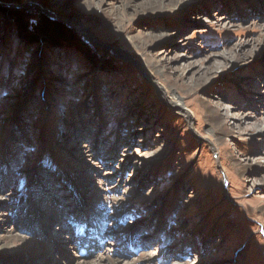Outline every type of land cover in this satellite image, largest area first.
Masks as SVG:
<instances>
[{"label": "rangeland", "instance_id": "rangeland-1", "mask_svg": "<svg viewBox=\"0 0 264 264\" xmlns=\"http://www.w3.org/2000/svg\"><path fill=\"white\" fill-rule=\"evenodd\" d=\"M188 1L0 0V243L17 230L89 262L264 264V0ZM34 207L54 210L50 240L33 216L16 228ZM85 218L105 227L78 247L64 221Z\"/></svg>", "mask_w": 264, "mask_h": 264}, {"label": "bare ground", "instance_id": "bare-ground-1", "mask_svg": "<svg viewBox=\"0 0 264 264\" xmlns=\"http://www.w3.org/2000/svg\"><path fill=\"white\" fill-rule=\"evenodd\" d=\"M192 2H194V0L188 1V3H192ZM71 22L73 24H76L77 28H79L82 32H84L86 36L90 38V40L93 39L91 38L89 32H87V30L84 28V26L80 22L76 20H71ZM143 67H145L144 64H143ZM145 69L148 72V77L152 79L153 78L152 72H150L146 67ZM154 84L157 86L163 100L165 99V101L168 102V104H170L171 106H174L179 111L183 112V115L189 119V114L187 110L183 107L182 100L176 94V92L172 91V93H169L159 83L155 82ZM80 199H81V196H80ZM53 211H52V215H51V212L47 213V218L42 217L43 219L41 218L37 219L36 212L44 214V211L38 209L37 207H34L32 211L29 208L27 209V213L24 216L19 217L20 223L16 222V224H19L16 226V228L21 229V228H25L24 225H32L33 223L32 216H33V218L39 224V227L41 228V226H43L41 230L42 236L50 240V238H52L50 222L52 221V218H53ZM105 216H107V214H105ZM105 216L99 219H102L101 221L103 222V219ZM64 222L74 223V226L72 227V229L69 230V234L71 235L73 240H75V242L79 244L78 247L86 246L87 242L90 241V237L88 235L93 234L95 236H98V234L100 233V228L105 227L104 226L105 224H103L102 222H100L99 225H97L98 223L95 224V222L90 223V225H83L84 222L85 224H87L88 222L86 218L80 219L77 221H67V222L64 221ZM75 222H78L79 224H75ZM27 229L28 230H26L25 232L26 233L30 232L29 231L30 229L29 228ZM16 231L10 232V234L6 237L8 239L6 243L4 242L0 243V259L11 261L14 264H119V263H122L120 258L118 256L116 257V255L115 257H111V258L109 257V255H107L106 257L99 256L96 260H93L90 262L85 261V260L80 259L77 256V254L69 253L65 251L64 249H61V247L58 248L59 249V251H57L58 253L53 254L50 252L49 244H45L44 242L39 241V238L38 239L36 238V240L35 239L33 240V239L22 237ZM37 237L39 236L37 235ZM59 238L61 239L62 237H59ZM63 239L65 238L63 237ZM110 240H111L110 238H107L102 241L99 240L98 245L104 246L105 243H107ZM77 253L79 254L80 257L89 256V254L86 251L84 250L81 251L79 248L77 249ZM123 264H134V262L126 261Z\"/></svg>", "mask_w": 264, "mask_h": 264}, {"label": "trees", "instance_id": "trees-1", "mask_svg": "<svg viewBox=\"0 0 264 264\" xmlns=\"http://www.w3.org/2000/svg\"><path fill=\"white\" fill-rule=\"evenodd\" d=\"M38 26L40 27V29H42V31H48V34H46L48 38L52 37L53 39H57L59 37H63V35L65 36L66 34V40L69 44H72L74 47L81 49V51L87 56L91 55V49L89 50L90 46L88 45L86 47L85 45H83L84 43L82 38L80 36H76L72 31L67 30L70 29L69 27L58 24L46 16H40L36 24V27Z\"/></svg>", "mask_w": 264, "mask_h": 264}, {"label": "water", "instance_id": "water-1", "mask_svg": "<svg viewBox=\"0 0 264 264\" xmlns=\"http://www.w3.org/2000/svg\"><path fill=\"white\" fill-rule=\"evenodd\" d=\"M43 9L46 10L45 7H43ZM46 12H47L48 14H50L49 16L53 17L54 20H62L63 22L67 23L69 26H72V27H73V25H72L71 23H69L66 19L62 18V16H60V15H58V14H56V13L48 12L47 10H46ZM74 28H75V27H74ZM75 29H76V28H75ZM76 30H77V29H76ZM78 32H79V31H78ZM83 36H84V35H83ZM91 42L94 43V39H91Z\"/></svg>", "mask_w": 264, "mask_h": 264}]
</instances>
